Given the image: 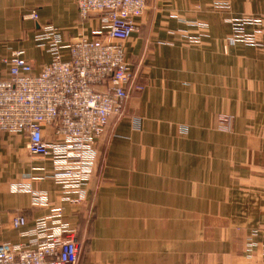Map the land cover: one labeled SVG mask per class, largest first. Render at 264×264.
<instances>
[{"label":"crops","instance_id":"crops-1","mask_svg":"<svg viewBox=\"0 0 264 264\" xmlns=\"http://www.w3.org/2000/svg\"><path fill=\"white\" fill-rule=\"evenodd\" d=\"M146 2L125 43L142 90L99 142L84 206L62 202L53 163L29 154L27 136L0 133V244H28L63 208L86 241L80 264H264V0ZM100 19L83 20L75 0H0V80L16 51L37 74L50 63L41 28L68 42L101 39ZM240 19L255 45H227ZM17 186L46 193L49 206Z\"/></svg>","mask_w":264,"mask_h":264},{"label":"built area","instance_id":"built-area-1","mask_svg":"<svg viewBox=\"0 0 264 264\" xmlns=\"http://www.w3.org/2000/svg\"><path fill=\"white\" fill-rule=\"evenodd\" d=\"M83 20L100 15L103 38L81 37L66 41L53 26L41 28L36 36L39 49L51 57L40 73L20 50L2 60L6 78L0 80V133L27 136L30 155L53 163V179L63 193L62 202L82 204L86 186L98 161L97 146L112 119L126 116L134 87V71L125 43L137 30V21L147 11L146 0H75ZM217 7H226L225 4ZM29 19L38 21L33 12ZM249 20L236 22L230 46L255 45L243 34ZM52 128L54 139H45ZM31 192L34 205L49 206L46 193ZM63 208H52L49 216L36 224L25 245L0 244V264H79L80 245L70 226L63 221ZM24 219L16 217L19 229Z\"/></svg>","mask_w":264,"mask_h":264},{"label":"rangeland","instance_id":"rangeland-1","mask_svg":"<svg viewBox=\"0 0 264 264\" xmlns=\"http://www.w3.org/2000/svg\"><path fill=\"white\" fill-rule=\"evenodd\" d=\"M240 20H249V19H240ZM239 20H231V23L232 24H236V22H238ZM250 21V20H249ZM233 36V35H232ZM228 42V41H227ZM228 46H230L229 45V43L227 44ZM226 49H228V47H226ZM131 64V63H130ZM132 66V65H131ZM133 71H134V69H133ZM134 76H135V80H136V84H137V75L134 73ZM135 80H134V83H135ZM142 87L141 86H139L138 84L137 85H134V87H133V89H132V92L131 93H133V91H135V89L138 91V90H142L141 89ZM129 102V101H128ZM126 116H127V113H128V104H127V109H126ZM125 116V117H126ZM124 119V118H123ZM137 121V120H136ZM49 141V140H48ZM27 144H28V141H27ZM97 149H98V146H97ZM98 153H99V151H98ZM99 158V157H98ZM97 165V164H96ZM95 169H96V167H95ZM94 173H95V171H94ZM93 176H94V174H93ZM93 178V177H92ZM92 180V179H91ZM91 180H90V182H91ZM90 182L87 184V186H86V191H87V198H86V200L82 203V204H79V205H77V206H84L86 203H87V200H88V185L90 184ZM74 206H76V205H74ZM90 208H93V206L91 205V207ZM93 211V209L87 214V220H92L93 219V217L95 216V214L92 212ZM63 214H64V212H63ZM64 221V220H63ZM66 223V222H65ZM67 224L70 226V228H71V230L72 231H74V233L76 234V236H77V241H78V244L80 245V249H81V251H80V260H79V264L81 263V261H82V258H83V255H84V252H85V249H86V241L85 242H80L79 241V239H78V237H79V234H80V230L77 228V226H75L73 223H70V222H67ZM255 236H258V234L256 233V232H254L253 233V235L251 236V237H255ZM252 240L250 239V242H251ZM248 243V245H250L251 243ZM248 251H249V249H248ZM254 255H255V251H253L252 249L250 250V255H249V258H252V257H254Z\"/></svg>","mask_w":264,"mask_h":264}]
</instances>
